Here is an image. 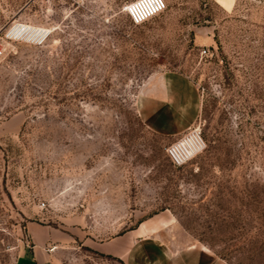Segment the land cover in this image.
Instances as JSON below:
<instances>
[{"label": "rangeland", "instance_id": "obj_1", "mask_svg": "<svg viewBox=\"0 0 264 264\" xmlns=\"http://www.w3.org/2000/svg\"><path fill=\"white\" fill-rule=\"evenodd\" d=\"M129 1L0 0V264L28 221L59 230L52 264H124L95 242L158 213L170 248L264 264V0H163L140 23Z\"/></svg>", "mask_w": 264, "mask_h": 264}, {"label": "crops", "instance_id": "obj_2", "mask_svg": "<svg viewBox=\"0 0 264 264\" xmlns=\"http://www.w3.org/2000/svg\"><path fill=\"white\" fill-rule=\"evenodd\" d=\"M173 78V77H172ZM165 76L160 81V99H168L173 89V79ZM154 95L138 96L140 113L150 120L145 103ZM167 215L158 213L138 220L134 225L95 242V248L122 259L124 264H217L214 256L197 246L177 249L165 245L158 237V230L167 221ZM26 240L16 246L9 264H52L55 242L61 238L59 230L47 223H25Z\"/></svg>", "mask_w": 264, "mask_h": 264}, {"label": "built area", "instance_id": "obj_3", "mask_svg": "<svg viewBox=\"0 0 264 264\" xmlns=\"http://www.w3.org/2000/svg\"><path fill=\"white\" fill-rule=\"evenodd\" d=\"M164 7L163 0H131L127 4H125V12L127 13L130 21L132 23H140L147 18L151 17L152 15L158 13L161 11ZM37 29L34 28L32 25L24 24V23H18L11 25L6 33L9 37L15 38V39H23L27 41H34L36 42V33ZM198 129L193 128L191 131H189L187 134H185L183 137L188 139L187 144L193 145L194 143H197L200 141V137L198 134ZM172 159L174 161L179 162L183 158H177V149H176V143L175 145L170 147V150L168 151Z\"/></svg>", "mask_w": 264, "mask_h": 264}, {"label": "bare ground", "instance_id": "obj_4", "mask_svg": "<svg viewBox=\"0 0 264 264\" xmlns=\"http://www.w3.org/2000/svg\"><path fill=\"white\" fill-rule=\"evenodd\" d=\"M36 28L38 31L36 33V42H40L45 35L47 34V32L49 30L45 29V28ZM188 139L185 137H182L180 140H178L176 142V149H177V158H184V157H189L191 156L193 153H195L197 150L200 149L201 147V143L200 141H198L197 143H194L193 145H188L187 144Z\"/></svg>", "mask_w": 264, "mask_h": 264}]
</instances>
